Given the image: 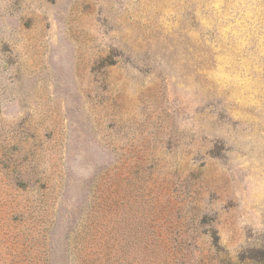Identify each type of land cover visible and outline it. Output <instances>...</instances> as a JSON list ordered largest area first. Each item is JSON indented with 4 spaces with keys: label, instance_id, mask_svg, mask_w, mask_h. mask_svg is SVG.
<instances>
[{
    "label": "rangeland",
    "instance_id": "obj_1",
    "mask_svg": "<svg viewBox=\"0 0 264 264\" xmlns=\"http://www.w3.org/2000/svg\"><path fill=\"white\" fill-rule=\"evenodd\" d=\"M0 264H264V0H0Z\"/></svg>",
    "mask_w": 264,
    "mask_h": 264
}]
</instances>
